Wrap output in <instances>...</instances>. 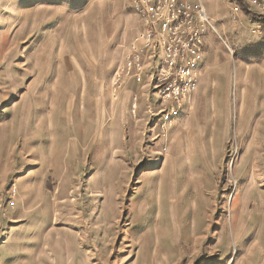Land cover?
I'll return each instance as SVG.
<instances>
[{"label": "rangeland", "instance_id": "374dc122", "mask_svg": "<svg viewBox=\"0 0 264 264\" xmlns=\"http://www.w3.org/2000/svg\"><path fill=\"white\" fill-rule=\"evenodd\" d=\"M221 1L177 103L129 0H0V264H264V1Z\"/></svg>", "mask_w": 264, "mask_h": 264}, {"label": "built area", "instance_id": "2783aa9c", "mask_svg": "<svg viewBox=\"0 0 264 264\" xmlns=\"http://www.w3.org/2000/svg\"><path fill=\"white\" fill-rule=\"evenodd\" d=\"M143 29L132 39L131 52L122 70L135 79L144 72L148 58L158 72L155 87L163 100H174L195 90V76L188 69L203 50V36L210 25L200 1L190 0H129ZM183 64L181 74L175 73ZM172 96V97H171Z\"/></svg>", "mask_w": 264, "mask_h": 264}, {"label": "crops", "instance_id": "0c3cea01", "mask_svg": "<svg viewBox=\"0 0 264 264\" xmlns=\"http://www.w3.org/2000/svg\"><path fill=\"white\" fill-rule=\"evenodd\" d=\"M192 2H197V1H200L201 2V0H191ZM217 3H218V6H219V8L221 7H223L222 6V1L221 0H215ZM244 2L246 1V0H243ZM262 1H264V0H262ZM202 3V2H201ZM247 3H249L248 1H247ZM203 4V3H202ZM130 7H131V5H129ZM205 7V6H204ZM257 8L260 10V11H262V9L264 8V4L263 5H261L260 4V2L257 4ZM133 10V9H132ZM206 10V9H205ZM209 22H210V26L212 27V28H214V26H213V24L211 23V21L209 20ZM215 29V31H218L216 28H214ZM224 42V41H223ZM211 47H212V45H211Z\"/></svg>", "mask_w": 264, "mask_h": 264}, {"label": "bare ground", "instance_id": "6f19581e", "mask_svg": "<svg viewBox=\"0 0 264 264\" xmlns=\"http://www.w3.org/2000/svg\"><path fill=\"white\" fill-rule=\"evenodd\" d=\"M221 98V97H220ZM214 101V100H213ZM214 103H215V101H214ZM216 104V103H215ZM217 105V104H216ZM213 106H214V104H213ZM51 131V130H50ZM58 147V146H57ZM47 153V152H46ZM65 153V152H64ZM58 170V169H57ZM27 187V186H26ZM24 189H25V186L23 187ZM15 193V192H14ZM57 193V192H56ZM155 199V198H154ZM104 210V209H103ZM44 212V211H43ZM105 212V211H104ZM194 221V220H193ZM188 231V230H187ZM169 239V238H168ZM61 247V246H60ZM80 257V256H79Z\"/></svg>", "mask_w": 264, "mask_h": 264}, {"label": "trees", "instance_id": "16d2710c", "mask_svg": "<svg viewBox=\"0 0 264 264\" xmlns=\"http://www.w3.org/2000/svg\"><path fill=\"white\" fill-rule=\"evenodd\" d=\"M238 3L240 4V6H242L243 7V3H242V1L240 0V1H238Z\"/></svg>", "mask_w": 264, "mask_h": 264}]
</instances>
